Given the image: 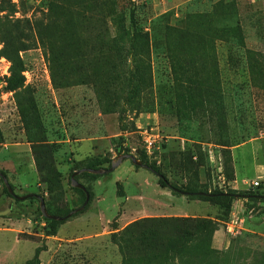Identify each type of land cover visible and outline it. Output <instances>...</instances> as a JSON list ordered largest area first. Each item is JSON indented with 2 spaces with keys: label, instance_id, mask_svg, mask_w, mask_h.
Segmentation results:
<instances>
[{
  "label": "rangeland",
  "instance_id": "374dc122",
  "mask_svg": "<svg viewBox=\"0 0 264 264\" xmlns=\"http://www.w3.org/2000/svg\"><path fill=\"white\" fill-rule=\"evenodd\" d=\"M79 1L0 0V171L15 194L43 196L53 213L72 211L83 200L71 174L108 169L124 154L147 159L181 188L264 194V0H132L126 13L134 8L144 31L164 37L174 27L203 38L195 52L205 86L189 82L192 58L176 56L177 67L191 70L177 80L163 44L141 56L128 32L113 45L125 0L98 8ZM99 42L103 55L92 51ZM13 59L24 67L16 91ZM34 150L54 163V177L39 171ZM42 176L60 179L63 195L48 193ZM80 182L90 204L50 235L40 203L11 197L0 179V264H121L112 235L137 220L208 218L218 230L231 220L219 205L161 187L131 160ZM240 201V232L212 247L224 264H264V202Z\"/></svg>",
  "mask_w": 264,
  "mask_h": 264
},
{
  "label": "trees",
  "instance_id": "16d2710c",
  "mask_svg": "<svg viewBox=\"0 0 264 264\" xmlns=\"http://www.w3.org/2000/svg\"><path fill=\"white\" fill-rule=\"evenodd\" d=\"M101 3V0H92L90 5L98 8ZM87 4V0H80L78 2V5L81 6H88ZM131 4L132 0H125V13L117 16L116 18V22L121 33L114 39L113 45L116 46L123 43L128 36V32L129 34L131 33V41L141 47V56L148 55L149 47L152 46L154 49L162 48L159 46V44H163L166 48V53H164V55L167 59H170L171 63H174L172 68L174 77H176L177 80H179L178 77L180 76L188 77L189 72L191 71L188 67V63L185 66L177 67L175 64L176 56L192 58L191 67L194 68V77H190L192 79L189 82H193V85L205 86V64L199 62L201 63V67L199 69L197 68L196 58L197 56L202 58V55H200L199 52H195L198 51L196 49L197 44H200V42L203 41V38L196 34L179 31L174 27L168 28L164 37H159V35H157L153 29L150 32H146L142 28L137 27L134 19V8L130 9L129 12L126 13V10L131 7ZM99 16L101 17L100 13ZM101 45L102 44L99 42L98 46L95 48L93 47L92 51H98V53L103 55ZM12 63V72L14 78L10 80L9 86L11 91H16L18 88H20V86L24 85L25 79L22 76L24 67L21 60L15 61L13 59ZM53 81L55 84L56 79L54 75ZM37 121L40 122V119L38 118ZM0 142H3L1 130ZM45 148L49 149V147ZM34 157L39 171L43 173L45 170H48V175L51 173L54 177L55 172L51 170L54 163L49 165L42 163L41 156L37 154L35 150ZM141 161L147 166V169L150 172L159 177V184L161 187L169 188L175 194L186 195L190 198H199L203 201L219 205L223 209L222 215L225 217H228L229 215L231 216L232 206L236 200L246 199L264 202V194L255 189L247 191L209 192L207 189L193 186H185L184 188H181L178 185L172 183L156 165L149 163L147 159H143ZM85 168L101 169L92 165H89ZM75 172L76 171H74L70 176V184L71 177ZM3 174L5 175V173ZM84 176L96 178L99 175L85 172L76 176L75 179L80 182V179ZM42 182H44L46 185V191H48V193H57L59 195H63L60 179L53 180L42 176ZM12 188L14 189L13 186ZM86 188L92 197L91 189L88 187ZM73 189L81 195L84 204L86 200L85 192L81 189ZM5 191L9 194L6 187ZM40 197L41 196L38 194H33L28 199L35 200L40 203ZM43 199L45 201L47 211L51 215L65 217L71 212L68 210L62 211L60 209L62 213H53L50 209L51 202L45 200L44 197ZM51 199L53 200V197H51ZM45 220L49 222L50 235L57 234V225L63 221L49 220L46 218ZM217 227V221L208 218H143L129 224L118 234L114 233L112 235V241L116 243L119 248V252L122 257L121 264H174L175 262L178 264H205V260L207 259H212L216 264H224L225 262L220 260L222 253L216 251L212 247L213 236L218 230Z\"/></svg>",
  "mask_w": 264,
  "mask_h": 264
},
{
  "label": "water",
  "instance_id": "95a60500",
  "mask_svg": "<svg viewBox=\"0 0 264 264\" xmlns=\"http://www.w3.org/2000/svg\"><path fill=\"white\" fill-rule=\"evenodd\" d=\"M126 160H131L132 163L135 166H137V167H141V168H146L147 169V166L140 159H138L137 157H135L134 155H131V154L119 155L117 158L112 160L111 167L108 168V169H106V168H101V169H86V168H84V169H80V170L76 171L72 175V177H71V185H72L73 188L81 189V190H83L85 192L86 200H85L84 204L81 207L72 210L67 216L60 217V216H55V215L49 214L48 211H47L44 199L42 197H40L39 198L40 199V204L39 205H40V209H41V212H42L43 216L46 219H49V220L66 221V220L74 217L78 213L84 211L86 209V207L88 206L89 202H90L91 195H90V192L87 190L86 186L84 184H82L81 182L77 181L75 179V177L80 175V174H82V173H85V172H88V173H91V174H94V175L104 176V175H107L109 173L114 172ZM0 179L3 180V183H4L5 187L7 188L9 194L12 197H14V198H17V199L23 201V200H26L30 196L33 195L31 193V194H28V195L23 196V197L17 196L15 194V192H14V189L12 188L11 183L9 182V179L1 171H0ZM3 214L4 213L0 212V215H3Z\"/></svg>",
  "mask_w": 264,
  "mask_h": 264
},
{
  "label": "built area",
  "instance_id": "2783aa9c",
  "mask_svg": "<svg viewBox=\"0 0 264 264\" xmlns=\"http://www.w3.org/2000/svg\"><path fill=\"white\" fill-rule=\"evenodd\" d=\"M244 219L239 212L233 211L231 213V220L225 227V232L228 236H235L240 232Z\"/></svg>",
  "mask_w": 264,
  "mask_h": 264
},
{
  "label": "crops",
  "instance_id": "0c3cea01",
  "mask_svg": "<svg viewBox=\"0 0 264 264\" xmlns=\"http://www.w3.org/2000/svg\"><path fill=\"white\" fill-rule=\"evenodd\" d=\"M257 169L258 168H256V170ZM238 206H239L238 209L235 210V211L239 212L242 215V217H243L244 212H245V209H244V206H243V202L239 200L238 201ZM227 237H228V235L226 234L225 229L218 230V231H216V233L214 235L213 244L217 248H223V247H225V244H226V241H227Z\"/></svg>",
  "mask_w": 264,
  "mask_h": 264
}]
</instances>
